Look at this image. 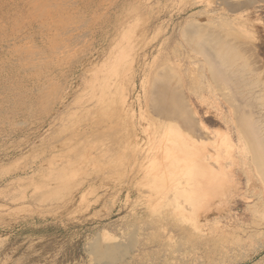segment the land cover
Segmentation results:
<instances>
[{
	"label": "rangeland",
	"instance_id": "1",
	"mask_svg": "<svg viewBox=\"0 0 264 264\" xmlns=\"http://www.w3.org/2000/svg\"><path fill=\"white\" fill-rule=\"evenodd\" d=\"M185 6L182 10L181 7L176 8V4H171L159 19L154 20L146 34L140 31L144 27L143 20L139 19L138 22L133 11L124 13L118 22L119 28L110 29L93 56L94 71L77 69L73 76L70 75L71 89L65 96L63 106L55 107L50 115L44 116L41 113L28 116V110L24 109L17 122L26 120V123L20 126L17 122L14 126L0 125V238L7 245L3 244L0 253L2 248L7 249L16 258L22 252L41 249V252L45 250L48 253V260L55 264H83L88 259L85 245L97 231L113 232L140 215H162L164 208H168L175 209L178 215L182 210L180 217L183 221L188 220L189 215L193 223L200 219L195 221L197 227L189 232L191 238L186 237L194 243V259H200L204 264H264V189L255 187L251 182V162H240L235 158L238 147L234 141H237L238 133L227 119L228 110L219 94L214 96L208 91L200 94L191 87L187 89L188 101L195 116L211 135L201 141L190 135L181 123L169 120L170 117L157 108L153 98L150 100L153 104L146 100L152 88L148 76L161 70L156 64L159 63L157 60L162 59V53L166 54L169 43L181 40V29L177 26L179 20L186 16L188 10L196 12L200 8L190 3ZM159 26L162 29L159 30ZM263 45L264 38L261 37L257 51H261L258 54L262 67ZM177 61L187 68L184 56H179ZM117 110L121 111L117 113ZM112 113L119 119L116 123L125 121L132 131L121 136L124 137L122 146H119L122 155L117 161L111 162L105 158L108 153L104 150L107 149L97 142L89 144L85 150L87 144L76 136L72 145L59 144L50 150L51 156L58 154L55 156V168L59 178H54V182H57H51L50 169L47 173L37 171L38 166L32 161L33 153L46 151V141L52 137L51 134L60 132V135L66 136L72 124L83 122L90 115L96 121L93 131L100 132L102 126L114 121L110 118ZM171 124L177 130L174 129L175 138L180 144L179 153L185 151L188 157L196 161L192 160L195 162L193 165L187 161V165L195 167L198 164L185 177L188 183L183 182L184 179L177 182L173 174L164 175L160 172L161 166L155 162H162L164 155L160 142L171 131L167 130L172 128ZM88 128L83 127L82 130ZM75 144L83 149L81 147L76 151L73 147ZM45 153L42 159L47 163L50 153ZM177 157L174 154L168 158V161L174 158L170 162L174 163L169 166L170 169L177 163L180 165ZM69 165L71 168L74 166L73 169L67 168ZM202 165H206L204 170L199 167ZM183 187L186 190L180 189L178 192L177 188ZM190 187L193 189L189 190ZM257 189L261 192H257ZM188 190L197 192V197ZM186 193H189L188 198L193 196L191 202L183 195ZM147 236L137 244V248H140H136L129 264L134 260L132 264H155L142 255V251L147 250L144 243ZM219 242L229 247L227 253L208 261L206 251ZM135 255H138V259Z\"/></svg>",
	"mask_w": 264,
	"mask_h": 264
},
{
	"label": "bare ground",
	"instance_id": "2",
	"mask_svg": "<svg viewBox=\"0 0 264 264\" xmlns=\"http://www.w3.org/2000/svg\"><path fill=\"white\" fill-rule=\"evenodd\" d=\"M174 3L177 5L176 8L181 7L182 10L187 3L191 6L198 5L200 8L196 12L188 10L186 16L179 20L177 26L181 29L179 31L181 40L176 39L172 44L169 43L166 54L162 53V59L161 57L159 60L156 59L159 62L156 64L161 70L148 76L151 78L152 84L149 82L151 84L149 86L152 88L146 100L154 99L157 108L166 113L167 117H170L169 120L181 123L191 133L190 135L201 141L207 139L208 135L210 138L211 135L195 116L194 109L188 101L187 89L191 87L200 94L205 91L211 95L219 94L228 110L227 119L238 133L237 141H234L238 147L236 149L238 152L234 153L235 158L240 162L244 160L251 162L253 165L251 182H254L255 187L264 189V71H262L264 67L259 60L258 53L261 51H257L261 37L264 38V0H0V125L14 126L24 109L28 110V116L38 113L44 116L50 115L55 107L63 106L65 96L71 89L70 75L73 76L77 69H82L83 72L94 69L93 56L98 52L110 29L119 28L118 22L122 16L133 11L132 14L136 15L138 22L139 19L143 20L144 27L139 28L146 34L153 26L154 20L159 19L171 4L175 5ZM138 22L136 21V24ZM160 29L162 26H159ZM262 47L264 51V45ZM179 56H184L187 68L179 64L177 61ZM120 111L117 110V113ZM113 114L110 118L115 122L102 126L103 130L100 132L93 131L96 121L90 115L83 122L72 124L66 136L60 135V132L51 134L52 137L46 141L45 148L50 153L47 163L42 159L46 151H36L34 152L36 156L33 153L32 161L38 166L37 171L47 173L50 169L51 182H57L54 180L59 178L58 170L55 168L58 154L56 157L51 156L50 150L59 144L72 145L73 141H76V136L87 144L84 146L85 150L89 144L97 142L108 150H104L108 153H104L107 154L105 158L111 162H115V159L117 161L122 155H120L122 148L119 146H122L124 137L121 136L132 131L127 128L125 121L117 124L116 121L119 119ZM24 123L26 120L18 121L17 125ZM173 126L167 129L171 131L165 134L160 142V150L164 155L162 162H155L161 166L160 172L164 175L173 174L177 182L184 179L183 182L188 183L185 177L198 164L196 163L195 167L190 166L196 161L188 157L185 151L181 150V154L179 153L180 144L175 138L177 130ZM83 127L89 128L82 130ZM76 146L77 144L73 146L76 151L82 147ZM190 153L193 154L191 151ZM174 154L178 156L180 165L177 163L176 167L170 169L169 166L174 165L170 164L174 158H171V161H168V158ZM187 161L190 165H187ZM69 166L67 168L70 169L71 165ZM204 166L206 165L199 167L204 170ZM251 173L249 172V176ZM191 187L189 190L193 189ZM183 188H177L178 192L180 189L186 190ZM189 192L191 194L194 191ZM257 192L261 191L257 189ZM194 193L193 196H196L197 192ZM189 201L191 202V199ZM164 209L162 215H140L141 217L134 218L113 232L102 229L94 232L95 234L87 239L85 248L88 259L83 264H129L133 253L136 252L137 244L145 235H148L144 242L147 250L144 253L142 251V255L145 256L143 258L152 260L155 264H204L200 259H194L196 252L194 243L186 238L190 237L189 232L197 227L195 221L197 222L199 218L194 224L189 214L188 220H182L180 217L182 210L178 215L175 209ZM172 211L177 212V215ZM3 242L0 238V250L5 244ZM219 243L213 244L212 248L206 251L208 261L218 259L227 253L226 249L229 247L225 245L226 243ZM12 255V252L2 248L0 264H55L48 260V253L45 250L41 252V249L37 252H22L16 258ZM137 256L135 255V258Z\"/></svg>",
	"mask_w": 264,
	"mask_h": 264
}]
</instances>
